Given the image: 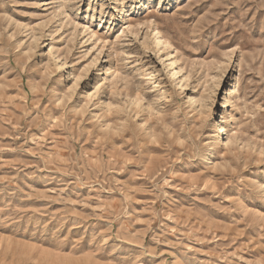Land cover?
Instances as JSON below:
<instances>
[{
    "label": "rangeland",
    "instance_id": "obj_1",
    "mask_svg": "<svg viewBox=\"0 0 264 264\" xmlns=\"http://www.w3.org/2000/svg\"><path fill=\"white\" fill-rule=\"evenodd\" d=\"M128 21L94 111L83 27L115 41ZM0 264H264V0H0Z\"/></svg>",
    "mask_w": 264,
    "mask_h": 264
},
{
    "label": "bare ground",
    "instance_id": "obj_2",
    "mask_svg": "<svg viewBox=\"0 0 264 264\" xmlns=\"http://www.w3.org/2000/svg\"><path fill=\"white\" fill-rule=\"evenodd\" d=\"M116 1L118 2V0H116ZM164 1H166V0H161V2H164ZM103 22H104V20L101 21V24ZM132 23L128 21V25L125 28H123L122 33L116 37L115 41H113V40L110 41L108 38H106L104 33L102 34L103 31L101 33H99V32L90 31V28H88L87 26L83 27V31H82L83 37L82 38L84 39V37L89 36L87 39H85L86 41H84V43H89V42L92 43L93 42L95 44V47H97V54L95 55V57L90 62L89 67L87 69L88 73H90L92 70L98 71V73L96 74V78H94V81H96V82H95L94 90H87L86 95H85V99L87 100L86 105L93 107V108L95 106L94 111H100L101 109L106 108L107 106H108V108L110 107V104H108L109 97H108V95H106V93H107L106 91L110 87V81H108V77L107 78L104 77L106 72L102 74L103 64H100V63H103L102 62V56H103V54H105L107 46H108V51L111 49V51L108 53L107 58L111 59V57L115 56V54H114L115 51L113 52V50H115V48L120 45V42L123 41L122 39H124V37L125 38L130 37L131 34L133 33L134 26ZM62 28H63V26H62ZM135 34H136L135 39H140L139 32L135 33ZM148 34L151 35L153 42H154L155 46L157 47V51H156L157 54L156 55L158 58V63L163 68L166 75H168L170 77L171 80L177 81V83L175 82L176 86L174 87L176 92L186 96V104L188 105L189 108H192L193 110H195L196 112H198L200 114L203 113V110L205 109V107H207L205 105L204 100H203L204 98H202V96L197 95V92L190 88V82L192 80V75H191V73L185 74V70L181 67L178 49L172 44V42L169 39H167V37L163 34V32L159 28L155 27L153 29H149L146 33V36ZM74 36H76V34H74ZM130 40H126L125 42H129ZM84 43H83V45H84ZM124 43H123V45H124ZM123 45H122V47H125ZM109 47H110V49H109ZM53 49H54V47L50 48V51H49L50 54L53 53V51H54ZM109 61L110 60H108V62ZM55 62H56V67L59 71H62L63 69H65V66L67 63H66V61L65 62L60 61L59 56L55 57ZM110 65H111V62H110ZM117 68L114 71V75H113L114 78H118L120 76V72L118 71ZM100 76L102 78H99ZM72 78L74 79V85H76L78 82V85L76 87L79 88L82 80H80V78L77 75H74ZM84 84H85L86 88L87 87H88V89L90 88V82H85ZM226 102H227V100H226ZM132 104L133 103H131L130 106L125 107L123 110L128 115L134 114L133 116L138 118L139 113L134 111ZM190 111H191V109H190ZM192 112H194V111H192ZM97 114L94 115V118L99 117L98 116L99 114L98 115ZM228 114H230V113H228ZM227 127L228 126L225 124H220L219 129H218L219 135L217 138V142H219L221 135H227L226 142L223 144H224V146L230 148L232 145H234L233 140H235V138H234L235 136L233 135L234 139H232V136L229 135ZM233 133H235V132H232V134ZM235 135H237V134H235ZM214 153H215L214 149L209 148L207 153L204 154L203 158L200 161L205 162V163H209L214 158Z\"/></svg>",
    "mask_w": 264,
    "mask_h": 264
}]
</instances>
